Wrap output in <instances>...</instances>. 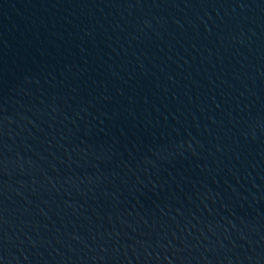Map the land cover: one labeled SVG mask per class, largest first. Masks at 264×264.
I'll list each match as a JSON object with an SVG mask.
<instances>
[{
  "label": "water",
  "instance_id": "1",
  "mask_svg": "<svg viewBox=\"0 0 264 264\" xmlns=\"http://www.w3.org/2000/svg\"><path fill=\"white\" fill-rule=\"evenodd\" d=\"M0 264H264V0H0Z\"/></svg>",
  "mask_w": 264,
  "mask_h": 264
}]
</instances>
